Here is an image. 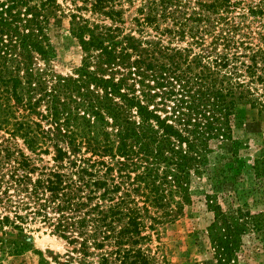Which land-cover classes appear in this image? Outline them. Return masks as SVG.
<instances>
[{
	"label": "trees",
	"instance_id": "1",
	"mask_svg": "<svg viewBox=\"0 0 264 264\" xmlns=\"http://www.w3.org/2000/svg\"><path fill=\"white\" fill-rule=\"evenodd\" d=\"M59 17L82 51L71 74L53 65ZM239 105L264 114V1L0 0V247L24 253L40 223L73 264H170L153 235L183 215ZM203 194L210 262L238 264L264 214Z\"/></svg>",
	"mask_w": 264,
	"mask_h": 264
},
{
	"label": "rangeland",
	"instance_id": "2",
	"mask_svg": "<svg viewBox=\"0 0 264 264\" xmlns=\"http://www.w3.org/2000/svg\"><path fill=\"white\" fill-rule=\"evenodd\" d=\"M48 31L57 52L54 68L59 73L71 74L81 62L82 51L69 32L68 18L52 19ZM236 110L232 127L236 149L232 147V140L214 145L208 170L203 172L201 185L191 188V201L184 205L183 215L173 223L161 226L159 239L153 235L152 248L158 245L170 264H211L213 250L207 227L214 213L206 208L204 192L224 209L240 206L250 214H264V114L249 105H239ZM4 136L0 132V140ZM16 142L22 146L20 139ZM261 218L263 226L260 230H249L241 236L238 264H264V216ZM30 230L26 232L30 238L25 240L28 247L24 253L12 254L0 247V264L75 262L67 261L76 256L71 246L51 234L48 227L35 223L30 225Z\"/></svg>",
	"mask_w": 264,
	"mask_h": 264
}]
</instances>
